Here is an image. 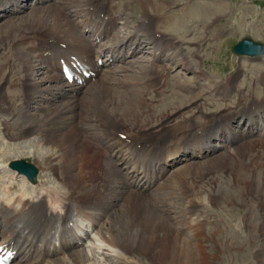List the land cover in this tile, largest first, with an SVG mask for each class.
<instances>
[{
  "label": "bare ground",
  "instance_id": "1",
  "mask_svg": "<svg viewBox=\"0 0 264 264\" xmlns=\"http://www.w3.org/2000/svg\"><path fill=\"white\" fill-rule=\"evenodd\" d=\"M51 1L36 0L31 8L27 0H0V21L32 10L0 29V118L8 140L0 164L11 146L38 137L47 152L38 160L62 190L40 186L29 198L23 188L22 196L0 203V245L17 252L12 264H134L136 254L163 264H219L248 244L260 256L264 78L236 92L232 79L212 81L205 87L212 101L186 86L170 88L165 75L174 69L166 60L195 70L181 49L192 40L183 24L192 0L182 14L170 12L175 0H137L142 16L123 40L117 21L134 0H57L39 8ZM211 1L220 8L212 23L230 18L217 37L243 30L235 19L250 8L228 14L225 0ZM145 51L152 60H136L128 74L122 63ZM77 61L95 74L83 84L68 83L62 73L64 62ZM244 119L245 129L233 127ZM220 150L225 155L214 157ZM190 161L175 169L171 183L165 179ZM12 185L4 187L6 196ZM238 221L242 227L233 225ZM243 229L249 240L237 234Z\"/></svg>",
  "mask_w": 264,
  "mask_h": 264
},
{
  "label": "rangeland",
  "instance_id": "2",
  "mask_svg": "<svg viewBox=\"0 0 264 264\" xmlns=\"http://www.w3.org/2000/svg\"><path fill=\"white\" fill-rule=\"evenodd\" d=\"M166 1L170 2L173 0H166ZM175 1H176L175 4L171 3V5H170V8H171L170 12L171 13L174 12L177 14L184 13V10H186L187 7L185 8V6H183V5H186L187 1L186 0H178V1L175 0ZM189 1L190 0H188V2ZM35 2H36L35 0L34 1L27 0L26 4H30L31 8H35ZM116 2L119 3L120 0H117ZM225 2H226V8H227L226 11L228 12V14H229L230 9H235L237 7L243 6L244 9H246V7L250 8V11L248 13L243 11L241 13L242 16L239 17L238 19H235L237 23L243 24V30H241L240 32L234 31L235 32V33L233 32L234 35L230 33V34H227L225 36L220 35L219 37H217V34L219 32L218 30L220 29L219 26H221V28H222L224 25H227L230 18L228 16L227 17L224 16L223 18L217 20L215 23H212L211 18L216 17L215 14H217V12L220 9L219 4L216 2H213L211 0H192L190 3V5H192V7L191 6L190 7L192 8L193 11H190V13L187 15L186 19L183 20L184 21L183 24L188 23L186 26L187 32H188L187 40L188 41H190L191 39L192 40L190 41V43H185V44L181 45V49L183 48L182 52H183L184 56H188L190 59H192L194 61L195 70H194V68L192 70L188 66L180 65L181 63L178 62V60H174V61L166 60L165 61L166 63L164 62L163 65L172 67L174 69L172 72H167L165 75V79L168 80L167 83L170 84L171 89L176 84L178 86L182 85V86H186V87L191 88L190 91L192 90V92L196 96H199V94H200L201 97H204V95L206 93L211 92L210 91L211 89L209 90V88L206 89L205 87L206 86L208 87L209 85H211L212 81L214 83L216 82V84H217L219 82L221 83V81H223V80L232 79L235 83L234 88H235V86L237 87V88H235V91L234 90L233 91L236 92L238 87H240V90L245 91L247 89L245 87L246 84L247 85L252 84L253 80L256 79V80L260 81L261 78H264V58L262 60H258L256 58H250L247 56H237L233 53V47L236 44H238L239 42H241L243 39H251L254 42L264 44V0H225ZM43 5L44 6L40 5L39 8L41 9L43 7H46V6L49 7V6H53V5H58V1L57 0H56V2L51 1V2H48V3L43 4ZM178 5H179V7H177ZM127 7L129 9L128 15L130 13L131 17L126 18V16H128V15H123V17L121 16L120 19L118 18V21H117V26L119 27V28L117 27V30H119L121 32V33H119V38H118L120 40L127 38L129 33L134 32L133 28H134L135 23L137 21L136 18L142 16L141 10L139 9V3L137 2V0L130 2V4ZM31 11H32L31 9H28V10L24 11V13H21L19 15H15L12 17L10 16L8 18H5L4 20H1L0 21V29H2L5 25H7L9 23V22H7L8 20L11 22L17 21V20L20 21L23 19V16L24 17L30 16ZM193 12H194V14H193ZM246 14H247V16H246ZM257 19L259 21H257ZM207 20H210V22L212 23L210 28L209 29H202L201 26H205V21H207ZM198 21H200V22L198 23ZM194 22H195L196 26L192 25V23H194ZM215 31H216V33H215ZM257 32L259 34H256ZM200 33H202V34H200ZM121 36L122 37L126 36V37L121 38ZM215 38H218V40L221 38V40L217 41V39L215 40ZM109 39H107L104 43H108ZM210 39L211 40L214 39L213 41H216V42H211ZM198 42H200L199 45L195 44ZM211 43L213 44L215 49H213V47H210ZM196 52L198 54L197 57L194 56ZM142 57H144V58L147 57L148 59L151 58V60H152L151 54L146 53V51L143 52L142 54L138 55L137 57H133V58L128 59V61L125 63V67L129 68L130 73H128V74H131V73H133V71H135L136 68H134V65H135L134 62L136 60H138V61L143 60L144 58H142ZM129 61H132L131 64L128 63ZM143 63H147V62H143ZM138 64H137V66H138ZM42 66H44V65L42 63H40L39 67H42ZM196 72H198V73L202 72V74H200V77L202 79L199 77L197 82L195 80L196 79L195 77H197ZM112 77H115V76L112 75ZM198 83L201 86L198 85ZM256 85H259V83H257ZM175 91H177V92L180 91V88H178V89L175 88ZM209 97L211 98V96H209L208 94L205 95L204 101H206V99H207V101L208 100L212 101L211 100L212 98L209 99ZM204 101L202 103H204ZM234 101H235V99H233V102ZM216 106H217V103L214 104L213 108L211 107V110H215ZM192 109H193V107H188V111H191ZM0 117H2V116H0ZM2 120L3 119L0 118V154L2 153L3 150H6L5 148L8 145V140L6 139L4 132H3V127L1 126ZM243 123L244 122L242 121L241 124H243ZM234 126L236 127V123H235V125L233 123V127ZM244 127H245V125H244ZM39 140H40V138H38V137L37 138L32 137V139L30 141L20 142V143H17L15 146H11L12 150L9 151L10 152V156H9L10 158L8 159L7 162L0 164V203L8 205V203H10V198H13L14 196L15 197L22 196L24 193L23 188H26V190L28 191L27 195H29V198H31L32 196L35 195V192L40 188V186L45 187L47 185L45 188H47L48 190H58L59 192L62 191V190H60L61 187H58L59 184H57L55 182L54 178H51V176L49 177L50 173L48 172V168L50 166L46 162H40L38 160V158H40L41 156L44 157L47 153L44 149H42L41 142ZM16 153L19 155H16ZM220 155H222V156L225 155V152L222 150L219 153H217V155L214 157H222ZM14 159L15 160L24 159V160L28 161L29 163L33 164L34 166H36L38 168L39 175L37 178L38 183L36 185H33V186H32V184L30 185L29 183H27V180L25 178H24L25 179V181H24L22 176L20 177L16 172L13 173V171H12V169H10L9 165H10V162H12ZM198 161L202 162L205 160H198ZM188 163H192V162L180 163L171 170L172 172L170 171L168 173V175H170V176L167 175L166 178L169 177V183H171L172 178H173L171 176V174L174 171L178 170L179 168H183ZM11 184H13L11 187L12 190L10 191L9 196H6L5 192H4V187H8ZM27 184H29V185L27 186ZM161 185H162V183H161ZM37 187H39V188H37ZM166 190H167V188H166ZM206 190L208 191V188ZM112 192H113V190L111 191L109 198L114 197L116 195V193H115V195H113ZM164 192H165V190H164ZM209 192H211V190ZM202 195L205 196L204 194H202ZM173 201L176 203H179L178 197L174 198ZM205 204H207V203L205 202ZM239 209H241L243 211L244 208L240 207ZM216 220L218 223H221L220 218H217ZM216 220H215V222L212 221V224L216 223ZM233 225H235V226L237 225V227L241 226L240 221L234 223ZM212 226L213 225H210L209 227H212ZM246 231L249 232V234H250V231H248L247 229H245V230L243 229L242 231L237 230V234L238 233H239V235L242 234V235H240V237L243 240H245V238L248 239L247 235L249 236L248 233L246 234ZM255 242H256L255 243L256 245L260 243L258 240H256ZM208 250H209V253L211 254L212 250L210 248ZM255 252H256V250H253V247H251L248 244L247 248L242 249L240 254H234L233 253L230 256H225V255H223L224 257L221 256L219 259L220 261L218 260V263L219 264H262L264 252L261 253L259 251V254L261 253L260 256L255 255ZM140 255L141 254H139V255L136 254L135 257L131 258L132 259L131 261L134 264H163L162 261H160V258L157 261H155V259L151 261V259H148L147 257L140 256Z\"/></svg>",
  "mask_w": 264,
  "mask_h": 264
},
{
  "label": "water",
  "instance_id": "3",
  "mask_svg": "<svg viewBox=\"0 0 264 264\" xmlns=\"http://www.w3.org/2000/svg\"><path fill=\"white\" fill-rule=\"evenodd\" d=\"M233 51L236 55H247L250 57L264 58V44L256 43L250 39H244L234 46ZM10 167L27 177V179L35 184L39 170L33 164L26 160H16L10 164Z\"/></svg>",
  "mask_w": 264,
  "mask_h": 264
},
{
  "label": "snow or ice",
  "instance_id": "4",
  "mask_svg": "<svg viewBox=\"0 0 264 264\" xmlns=\"http://www.w3.org/2000/svg\"><path fill=\"white\" fill-rule=\"evenodd\" d=\"M0 264H4V262L3 261H0Z\"/></svg>",
  "mask_w": 264,
  "mask_h": 264
}]
</instances>
